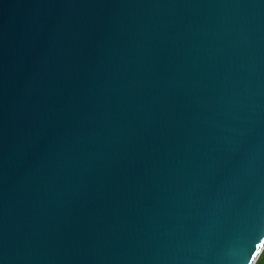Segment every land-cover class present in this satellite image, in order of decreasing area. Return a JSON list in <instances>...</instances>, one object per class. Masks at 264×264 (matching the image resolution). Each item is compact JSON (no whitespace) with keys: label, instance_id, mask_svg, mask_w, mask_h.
Masks as SVG:
<instances>
[{"label":"water","instance_id":"water-1","mask_svg":"<svg viewBox=\"0 0 264 264\" xmlns=\"http://www.w3.org/2000/svg\"><path fill=\"white\" fill-rule=\"evenodd\" d=\"M264 0H0V264H253Z\"/></svg>","mask_w":264,"mask_h":264},{"label":"rangeland","instance_id":"rangeland-1","mask_svg":"<svg viewBox=\"0 0 264 264\" xmlns=\"http://www.w3.org/2000/svg\"><path fill=\"white\" fill-rule=\"evenodd\" d=\"M263 250H261L262 251V253H261V255H260V253H259V255H260V257H259V255L257 256V258H258V260H257V258H256V260H257V263L256 264H264V246H263V248H262ZM256 260H255V262H256ZM254 262V263H255ZM253 263V264H254Z\"/></svg>","mask_w":264,"mask_h":264},{"label":"trees","instance_id":"trees-1","mask_svg":"<svg viewBox=\"0 0 264 264\" xmlns=\"http://www.w3.org/2000/svg\"><path fill=\"white\" fill-rule=\"evenodd\" d=\"M259 258V257H258ZM258 258H257V260H258ZM257 260H256V262L254 263V264H256L257 263Z\"/></svg>","mask_w":264,"mask_h":264},{"label":"crops","instance_id":"crops-1","mask_svg":"<svg viewBox=\"0 0 264 264\" xmlns=\"http://www.w3.org/2000/svg\"><path fill=\"white\" fill-rule=\"evenodd\" d=\"M263 250V249H262ZM261 253H262V251H261ZM261 253H260V255H261ZM260 255H259V257H260Z\"/></svg>","mask_w":264,"mask_h":264}]
</instances>
